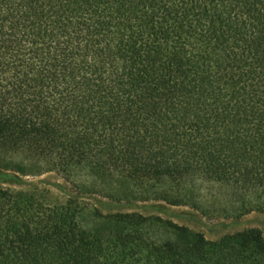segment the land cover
<instances>
[{
    "label": "trees",
    "instance_id": "16d2710c",
    "mask_svg": "<svg viewBox=\"0 0 264 264\" xmlns=\"http://www.w3.org/2000/svg\"><path fill=\"white\" fill-rule=\"evenodd\" d=\"M45 173L80 195L4 187ZM204 183L264 213V0H0V264H264L259 229L81 201L205 214Z\"/></svg>",
    "mask_w": 264,
    "mask_h": 264
},
{
    "label": "rangeland",
    "instance_id": "374dc122",
    "mask_svg": "<svg viewBox=\"0 0 264 264\" xmlns=\"http://www.w3.org/2000/svg\"><path fill=\"white\" fill-rule=\"evenodd\" d=\"M74 180L78 184L87 181L86 175L77 174ZM62 186L73 195H80L74 186L69 185L63 178L55 173H45L41 176H28L23 179V184L5 185L4 187L16 191H37L48 206L64 204L67 194L58 188ZM100 189V188H98ZM200 200L205 209V214L199 213L190 207H172L163 202L139 203L133 205L111 204L106 209L99 208L96 202L102 200L98 195L81 198L86 204L88 212L94 213L99 209L104 217L123 213H141L148 217H160L165 221H172L190 230L202 233L210 241H217L225 236L233 235L250 229H259L264 234V213L252 212L237 218L243 201L227 187L216 184L204 183L200 186ZM102 201L108 203L107 199ZM87 221H90L88 219Z\"/></svg>",
    "mask_w": 264,
    "mask_h": 264
}]
</instances>
